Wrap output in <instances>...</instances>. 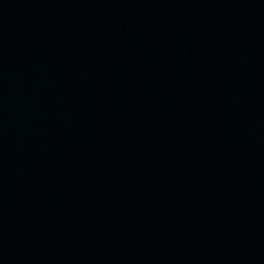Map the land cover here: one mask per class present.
Instances as JSON below:
<instances>
[{"label": "water", "instance_id": "water-1", "mask_svg": "<svg viewBox=\"0 0 264 264\" xmlns=\"http://www.w3.org/2000/svg\"><path fill=\"white\" fill-rule=\"evenodd\" d=\"M0 264H264V0H0Z\"/></svg>", "mask_w": 264, "mask_h": 264}]
</instances>
